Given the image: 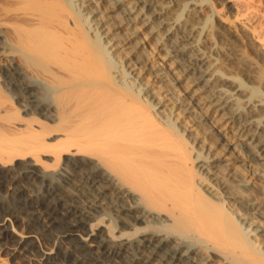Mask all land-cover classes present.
Wrapping results in <instances>:
<instances>
[{
	"label": "bare ground",
	"instance_id": "bare-ground-1",
	"mask_svg": "<svg viewBox=\"0 0 264 264\" xmlns=\"http://www.w3.org/2000/svg\"><path fill=\"white\" fill-rule=\"evenodd\" d=\"M175 1L0 0V189L18 196L10 210L0 201V250L11 261L264 264L262 145L227 117L228 90L203 94V81L235 77L202 51L185 59L199 7L234 42L231 5L257 55L243 63L264 84V0H182L184 20Z\"/></svg>",
	"mask_w": 264,
	"mask_h": 264
},
{
	"label": "rangeland",
	"instance_id": "rangeland-1",
	"mask_svg": "<svg viewBox=\"0 0 264 264\" xmlns=\"http://www.w3.org/2000/svg\"><path fill=\"white\" fill-rule=\"evenodd\" d=\"M195 1V0H194ZM182 0L180 1H175V3H177V5L179 3H181ZM222 0H217V1H214L215 5L216 6H219L220 8L223 6L222 5ZM224 3V2H223ZM255 3V2H254ZM256 4H258V2H256ZM172 5V4H171ZM175 4V7L174 5H172V8L171 10L174 11V14L178 11L180 12L181 11V4H180V11L177 7H179V5L177 6ZM259 5V4H258ZM257 8H259L257 5H255ZM176 8L178 10H176ZM202 10H200V9ZM199 13H196V14H193L194 17L190 16L193 18V21L196 22V27H194V35H198L199 33V37L196 36V40H198V42L196 41L195 44H198L197 46L199 47H195L196 45H194L193 49L191 48H188L187 49V54L185 56V59L188 58V60L190 59V61L193 59L194 61H196V53H199L198 51H202V55L205 57V55L207 56L205 59L206 60H212L210 63L213 64V68H215L216 66V69H218L217 71V75L218 76H229L233 78L235 80V82L237 83H234L235 86L239 85L242 89V91H235V86H231L229 84H223L222 82L220 81H215L213 80L212 82L214 84L210 85L209 86V83L208 85H205L207 84L205 81H203L201 83V85H203V94L206 96V97H210L212 96V94H215L213 95L211 98H215L217 96V94L219 95H222L221 93H225L224 89L228 90L230 93H228V91H226V96H225V99L224 102L221 106L225 107V112L227 113V117L229 118H233L234 119V116H235V120H236V124H237V128L236 130L240 127H242L241 125L245 124V121H248L246 123H249L250 122V125L248 126V131H245V128L241 131V133H246L244 134V136H249L250 134H254V137L251 138V142L253 143L252 145H257L259 143V145H262L261 148H263L261 151H263V156H264V116L262 117V113L259 112L258 110V104L256 105L254 102L258 103L257 100L258 98L260 97H263L264 96V84H261L262 82L260 80V78H258V73L255 69V67H249L243 63L244 61V56H247L249 55L250 58L252 59H256L257 58V55H256V51L252 49V44L250 43V41L248 40V38L245 36V32H244V28L239 25V24H233V20L234 19V14H235V9L233 7H230L228 8L227 6H225L224 8H222V13L225 14L226 18H228L229 22L228 24L230 25V29L228 27V29L230 31H228V33L230 34L229 36H232L231 39L232 41L234 42H229L227 40L226 42V38L224 37V35L221 37L223 39V41L225 40V45H224V42L222 43L219 38L217 36H215L212 31V27L211 25L213 20L211 21L210 20V15H211V10L208 8V7H199ZM228 8V9H227ZM204 9V10H203ZM210 11V12H209ZM177 12V13H178ZM182 12V17H181V20H184L185 18L187 19H190L189 17V11L188 9H185ZM227 14V15H226ZM209 15V16H208ZM206 18V19H205ZM208 18V19H207ZM212 19V18H211ZM209 20V21H207ZM192 21V22H193ZM228 25V26H229ZM237 25V26H236ZM233 27V28H232ZM197 28V29H196ZM243 28V29H242ZM232 29V30H231ZM162 31L165 30V28L163 27L161 29ZM198 32V33H197ZM203 32V33H202ZM211 33V34H210ZM178 34V32H177ZM176 34V35H177ZM206 34V35H205ZM214 36V37H213ZM200 37H201V40H200ZM205 37V38H204ZM212 37V38H211ZM175 38V34L173 35V39ZM199 38V39H198ZM225 38V39H224ZM207 39V40H206ZM201 42V43H200ZM237 42V43H236ZM168 43H170V41H168ZM232 43V44H231ZM236 45V46H235ZM247 45V46H246ZM244 46V47H243ZM223 47V48H222ZM230 47L233 49H230ZM236 47V48H235ZM228 48V49H227ZM237 48H239L237 50ZM230 49V50H229ZM249 49V50H248ZM195 50V51H194ZM245 50V52H244ZM247 51V52H246ZM205 52V53H204ZM238 53V54H237ZM248 53V54H247ZM251 53V55H250ZM188 55V56H187ZM193 57V58H192ZM195 58V59H194ZM209 58V59H208ZM192 60V62H194ZM202 62V67L201 69H205V70H209L207 64L209 65V63H205ZM240 61V62H239ZM258 61V60H256ZM243 63V65H242ZM239 66V67H238ZM250 68V69H249ZM255 69V70H253ZM201 74V73H200ZM199 73H195V75H200ZM215 82L216 85H215ZM222 84V85H221ZM206 86V87H205ZM212 86V87H211ZM215 86V87H214ZM222 88H221V87ZM209 87V88H208ZM211 87V88H210ZM214 87V88H213ZM215 89V90H213ZM217 89H221L219 90V92L217 91ZM232 89V90H231ZM253 89V90H252ZM223 90V92H222ZM253 91V92H252ZM234 94H232V93ZM237 92V93H236ZM228 93V94H227ZM254 93V94H253ZM230 94V95H229ZM262 94V95H261ZM218 95V97H219ZM229 95V96H228ZM240 95V96H239ZM254 95V96H253ZM233 96V97H232ZM236 96V97H235ZM252 97V98H250ZM254 97V98H253ZM255 97H258V98H255ZM230 101H229V99ZM236 98V99H235ZM217 99V97H216ZM228 99V100H227ZM232 99V100H231ZM242 101H241V100ZM252 99V100H250ZM255 99V100H254ZM257 99V100H256ZM237 100V101H236ZM245 100V101H243ZM249 100V101H248ZM228 101V102H227ZM235 101V102H234ZM251 101L252 103H254L253 105H256L253 110L252 108V104H251ZM254 101V102H253ZM249 102V103H248ZM228 103V104H227ZM234 103V105H233ZM237 103V104H236ZM245 103V104H244ZM248 103V104H247ZM247 104V106H246ZM225 105V106H224ZM229 105V106H228ZM235 106V107H234ZM248 106H251V107H248ZM257 107V108H256ZM236 108V109H235ZM256 108V109H255ZM252 109V111H251ZM242 110V111H241ZM251 112H249V111ZM258 110V111H257ZM241 112V113H240ZM249 112V113H248ZM239 113V114H238ZM200 114V113H199ZM236 114H238L236 116ZM241 114V115H240ZM233 117H232V116ZM261 115V116H259ZM199 116V115H198ZM252 116V117H251ZM253 121V122H252ZM260 122V124H259ZM239 124V125H238ZM257 124V125H255ZM254 125V126H253ZM240 126V127H239ZM253 126V128L251 127ZM256 126H258V128H256ZM262 126V127H261ZM251 128V129H250ZM255 128V129H254ZM253 129V130H252ZM259 131V132H258ZM258 133V135H257ZM262 137V138H261ZM249 142V141H248ZM49 182V181H48ZM24 184V186L28 185L27 187L29 188V193H36L39 195H42V194H45L46 191H45V188H44V184L42 181H36V182H32V181H29L28 180H24V182L22 183ZM33 186V187H32ZM15 196V197H14ZM0 201L2 203V205H4V208L5 209H13V208H16L15 206H17V203H18V196H16V194H14L13 192V185H8V187L6 188H3V189H0ZM52 197H49L48 199H50ZM3 200V201H2ZM19 206V205H18ZM9 209V210H10ZM94 214H97V212H94ZM111 216L109 214H107V216H105L106 219H108L109 217V222H111V226L113 228H116L115 230L117 231L118 228H119V224L117 223V221L115 220V218L113 217L114 214L110 213ZM21 225V226H20ZM118 226V227H117ZM12 228V227H11ZM14 231L12 230V234L14 236H17V234L19 235H23L25 234L26 232V229L23 228V225L22 224H15V226L13 227ZM115 231V232H116ZM127 232H129V229L126 230ZM47 243H50L49 241ZM23 263V261L21 262V264ZM0 264H17L16 262H13L11 261L8 256L6 255V253L4 251H1L0 250ZM25 264V263H23Z\"/></svg>",
	"mask_w": 264,
	"mask_h": 264
}]
</instances>
